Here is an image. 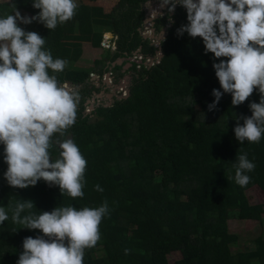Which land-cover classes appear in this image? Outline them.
<instances>
[{"label": "trees", "instance_id": "trees-1", "mask_svg": "<svg viewBox=\"0 0 264 264\" xmlns=\"http://www.w3.org/2000/svg\"><path fill=\"white\" fill-rule=\"evenodd\" d=\"M117 2L105 32L106 39L110 33L116 38L115 51H107L102 64L95 61L102 65L100 77L117 59L131 57L137 50L145 58L156 52L142 36L144 9L150 0ZM15 4L29 16L39 11L32 0ZM12 11L10 2L0 3V16ZM172 18L174 23H169L166 11L153 20L155 34H166L160 62L149 69H136L133 64L136 76L129 97L109 107L100 104L89 114L85 104L102 88L88 83V71L69 67L82 55L81 43L68 41L78 34L80 20L75 16L53 31L37 22L30 24L32 31L46 38L54 58L69 61L57 74L58 80L62 85L70 82L80 96L77 120L68 135L87 160L84 197L61 196L58 186L49 187L43 180L26 189L10 187L3 176L7 164L0 144V206L30 199L33 211L39 213L56 206L98 207L107 199L110 214L100 225L102 238L86 250L84 264H169L173 254L180 256L173 264H264V231L247 251L228 229L230 221L264 228V139L240 144L234 134L237 117L251 115L249 103H258L259 93L254 91L239 106L224 94L217 108L209 111L215 99L212 90L220 89L212 67L219 61L204 53L200 38L177 36L176 29L187 23L185 9L177 6ZM102 36L103 31L92 33L91 46L100 48ZM121 68L111 69H117L115 80L122 76ZM241 152L256 165L249 173L251 183L244 188L234 180L233 164ZM51 156L58 158V147L51 149ZM97 184L103 192L95 190ZM254 188L263 198L257 205L250 204L247 196ZM20 227L10 219L0 225V264H16L23 239L42 234Z\"/></svg>", "mask_w": 264, "mask_h": 264}, {"label": "clouds", "instance_id": "clouds-1", "mask_svg": "<svg viewBox=\"0 0 264 264\" xmlns=\"http://www.w3.org/2000/svg\"><path fill=\"white\" fill-rule=\"evenodd\" d=\"M10 4L12 13L0 16V144L7 164L4 179L19 189L43 180L49 187L58 186L61 196L83 198L87 160L68 135L77 120L80 96L70 82L62 85L57 76L69 61L54 58L45 37L21 27L37 22L53 31L75 17L79 4L77 0H32V7L39 10L33 16L22 15L14 0ZM157 5L162 13L154 19L164 17L167 11L169 23H174L172 14L177 6L185 9L187 23L176 29L177 36L187 33L192 39L200 38L204 53L219 61L212 67L222 91L212 90L215 99L208 105L209 111L217 108L224 94H230L232 105L239 106L254 91L259 93V102L249 103L251 115L237 117L234 134L240 144L260 143L264 139V0H150L145 7ZM115 39H104L100 48L114 52L102 43L110 46ZM92 77L98 79V75ZM54 146L59 148L55 160L51 156ZM235 160L234 180L244 188L251 183L249 173L256 165L243 152ZM95 190L104 191L98 184ZM34 208L30 199L0 206V225L10 219L20 228L42 233L23 239L16 264H84L86 250L101 240L100 225L110 214L107 199L98 207L56 206L39 213ZM124 251L128 254L130 250Z\"/></svg>", "mask_w": 264, "mask_h": 264}, {"label": "rangeland", "instance_id": "rangeland-1", "mask_svg": "<svg viewBox=\"0 0 264 264\" xmlns=\"http://www.w3.org/2000/svg\"><path fill=\"white\" fill-rule=\"evenodd\" d=\"M22 1H25V0H14L15 3H20ZM117 1L118 0H97L96 2L85 3L83 1L77 0V3L79 4V8L75 16L80 20L79 21L80 30H78L77 38H75L74 36H71L69 37L68 41H74V40L82 41L81 42L82 55H81V58L76 63H70L69 67L75 70L88 71V74H89L88 83L93 84L96 87H103L101 83H103L104 81L102 80V77L100 78V80L92 79L93 78L92 74L93 76L94 75L96 76V74L98 75L99 73L98 68H101L102 66V65H96L95 61L99 60L100 64H102V62L106 58L107 51L106 49L94 48L91 46V41H90L91 34L98 33L100 31H103L104 33L108 30L110 22H111L110 14L112 12L114 5L118 3ZM2 2H10V0H0V3ZM155 3L158 4L159 1H155ZM148 9L150 10V7H148ZM21 14L28 15L25 13H21ZM30 26H31L30 24L21 25V27L25 28V30L32 31ZM113 37H114L113 35L110 36V38H113ZM104 39L106 40V38L104 37L102 41ZM108 45L109 44L106 43V46ZM115 71H117V69H115ZM115 71L113 70V72ZM135 76L133 78H135ZM129 80L131 83L133 79L131 80L128 78V82ZM104 84L106 83L104 82ZM67 88L72 89L71 87H67ZM78 88H81V86H79ZM100 92H99V95L100 94L103 95V98L101 101L102 105H107L108 98L106 95L111 93L110 89L109 88L101 89ZM247 196H248L250 204L252 205L260 204L263 201L260 191L256 188L250 190L247 193ZM228 229L230 233H232L233 235H236L239 238V242H240L239 247L247 251H251L253 249L252 241L256 239L257 237H259L260 234L263 233L264 231V228L260 227L257 224L249 223V222H238V221H230L228 223ZM179 259H180L179 254H173L168 257V262L169 264H173Z\"/></svg>", "mask_w": 264, "mask_h": 264}, {"label": "built area", "instance_id": "built-area-1", "mask_svg": "<svg viewBox=\"0 0 264 264\" xmlns=\"http://www.w3.org/2000/svg\"><path fill=\"white\" fill-rule=\"evenodd\" d=\"M155 7V8H154ZM156 10V12L153 11ZM148 16H149V20L146 19L145 23H144V28H143V32H142V36L146 39H149L151 45L156 49L155 55L153 57H143L140 53V50H137L135 53H133V55L131 57H126L125 62L130 63L131 65L135 64L136 65V69H139L140 67H144L146 69L151 68L152 66L158 64L161 60V58L159 59V54L162 57V53L161 51H159V41L157 40L158 36L154 33V29H153V23L152 20L156 17V14L162 13L161 11L159 12L160 8L159 5L157 6H152V9H148ZM163 42V41H162ZM161 42V43H162ZM160 43V45H161ZM158 45V46H157ZM102 46H104L105 48H112L115 49V45L114 43L111 44V47L108 45L106 46L105 43H102ZM128 76H126L124 79H121L120 81V85L116 88L115 86H113V82L115 81V75L113 73V70L109 69L108 72L106 74H104L102 76V80L108 84V86L110 88H112V94L113 96L117 99L119 98L117 101L125 97H127V90L129 88H127V83H126V78ZM129 78V77H128ZM128 82V81H127ZM129 83V82H128ZM116 88V89H115ZM99 94H94V96L88 100L86 102V106H85V114H89L91 111H93V109L96 106H99L102 101L103 95H99Z\"/></svg>", "mask_w": 264, "mask_h": 264}, {"label": "water", "instance_id": "water-1", "mask_svg": "<svg viewBox=\"0 0 264 264\" xmlns=\"http://www.w3.org/2000/svg\"><path fill=\"white\" fill-rule=\"evenodd\" d=\"M149 4H150V2H149ZM149 4H146V5H149ZM148 14V13H147ZM147 20H149V16H148V18H147ZM165 37H166V34H165V32H161L160 34H159V36H158V38H157V40L159 41V51H161V48H160V43L162 42V41H164V39H165ZM159 59L161 58L162 59V57H163V55H162V57L160 56V54H159ZM122 62H124V60L123 59H117L114 63H112L111 64V66L112 67H114L115 65H117V66H121V63ZM131 67V65L130 64H128V63H125L124 65H123V70H127V69H129ZM126 80L128 81V77L126 78ZM126 81V83H127V88H129L130 89V87H131V85L128 83ZM68 85H70V83H68ZM106 85H108V84H106ZM129 89L127 90V97H125V98H123V99H121L120 98V100L119 101H121V100H126L128 97H129ZM101 95V94H100ZM107 96V98H108V104L106 105L107 107H109V106H111V102H110V100L112 99V94H108V95H106ZM119 98H117V100H118Z\"/></svg>", "mask_w": 264, "mask_h": 264}, {"label": "flooded vegetation", "instance_id": "flooded-vegetation-1", "mask_svg": "<svg viewBox=\"0 0 264 264\" xmlns=\"http://www.w3.org/2000/svg\"><path fill=\"white\" fill-rule=\"evenodd\" d=\"M145 10V21H146V19L148 18V10H147V7L144 9ZM148 13V14H147ZM152 23H153V21H152ZM132 66V65H131ZM121 73H122V76L121 77H119V79H114L115 81L113 82V86H115L116 88L120 85V81H121V79H124L126 76L125 75H127L128 77H129V79H133V77L135 76V72H133V70L131 69V67L129 68V69H127V70H123V71H121ZM106 74V73H105ZM104 75V74H103ZM102 77V76H101ZM100 76H98V80H100V78H101ZM103 82V81H102ZM132 82V81H131ZM129 84L131 85V83H130V80H129ZM101 85L103 86V87H101L102 89H107V88H109L110 89V94H112V88H110L108 85H106V84H104V82L103 83H101ZM115 88V89H116ZM102 93H103V91H102ZM115 100H117L114 96H113V94H112V99L110 100V102H111V104L115 101Z\"/></svg>", "mask_w": 264, "mask_h": 264}, {"label": "crops", "instance_id": "crops-1", "mask_svg": "<svg viewBox=\"0 0 264 264\" xmlns=\"http://www.w3.org/2000/svg\"><path fill=\"white\" fill-rule=\"evenodd\" d=\"M83 2H85V3H92V2H89V1H83ZM79 30H80V28H79ZM71 36H74L75 38H77L78 37V34H75V35H71ZM71 36H69V37H71ZM69 37H68V39H69ZM75 42H82V41H78V40H74Z\"/></svg>", "mask_w": 264, "mask_h": 264}, {"label": "bare ground", "instance_id": "bare-ground-1", "mask_svg": "<svg viewBox=\"0 0 264 264\" xmlns=\"http://www.w3.org/2000/svg\"><path fill=\"white\" fill-rule=\"evenodd\" d=\"M155 8V7H154ZM154 8H153V10H154ZM150 9H152V7H150Z\"/></svg>", "mask_w": 264, "mask_h": 264}]
</instances>
